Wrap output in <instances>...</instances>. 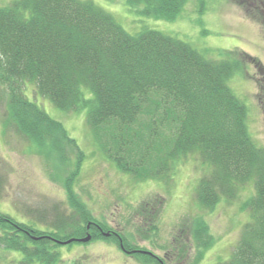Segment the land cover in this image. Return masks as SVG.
I'll return each instance as SVG.
<instances>
[{"label":"trees","instance_id":"trees-1","mask_svg":"<svg viewBox=\"0 0 264 264\" xmlns=\"http://www.w3.org/2000/svg\"><path fill=\"white\" fill-rule=\"evenodd\" d=\"M189 1L127 3L142 6L146 17L172 22ZM239 5L264 36V15L255 13L264 9V2L255 1L252 9ZM218 54L221 60L209 59L188 43L149 29L131 35L91 1L0 4V87L6 89L8 121L35 150L48 159L54 155L59 166L68 168L61 178L67 203L63 211L52 208L51 220L43 214L23 222L0 211V264H68L59 252L67 246L59 242L88 234L92 241H107L128 252L141 250L89 216L74 188L86 157L65 127L28 98L31 86L36 94L30 96L43 97L42 106L85 112L104 158L136 181L165 179L169 166L193 155L197 164L212 167L198 178L197 208L214 210L252 185L254 195L241 208L250 222L223 264H264V148L253 140L247 108L228 85L247 65L245 59L262 74L264 67L249 55ZM258 87L261 99L263 87ZM44 220L53 222L39 228L37 222ZM195 229L199 254L215 240L203 219ZM134 257L143 264L159 263L154 255Z\"/></svg>","mask_w":264,"mask_h":264},{"label":"rangeland","instance_id":"rangeland-1","mask_svg":"<svg viewBox=\"0 0 264 264\" xmlns=\"http://www.w3.org/2000/svg\"><path fill=\"white\" fill-rule=\"evenodd\" d=\"M13 1L0 0V4L8 5ZM86 1L112 15L131 35L149 29L182 40L209 59L221 60L219 51L238 54L243 59L245 54L258 59L264 67L262 30L244 15L239 5L251 8L259 0H238L239 4L237 0H190L172 22L146 17L141 13L142 6L130 7L127 0ZM255 13L264 15V9ZM245 61L249 63L248 59ZM248 63L232 76L228 85L247 108L253 140L264 148V74L260 67ZM31 89L27 92L28 98L65 127L86 157L74 188L86 204L89 216L123 234L133 246L155 254L164 264H223L229 260L244 226L250 221L249 213L241 208L253 194L252 185L234 199L222 200L214 210L197 208L193 201L197 202L194 196L198 178L211 172L209 164H197V156L190 155L179 160L176 166H169L164 181L160 177L136 181L104 158L85 112L68 114L50 102L51 106H42L43 97L39 94L31 97L32 92L36 94L33 86ZM4 92L6 89L0 87V211L23 222L31 221L30 216L39 219L43 214L46 220H51L52 208L63 211L67 203L65 182L61 178L68 168L59 166L54 155L48 159L35 150L9 123ZM191 189L193 197L189 194ZM199 218L208 223L215 244L198 254L193 237ZM52 222L37 223L39 228H45ZM59 252L68 264L75 261L143 264L126 255L116 244L101 240L61 247Z\"/></svg>","mask_w":264,"mask_h":264},{"label":"water","instance_id":"water-1","mask_svg":"<svg viewBox=\"0 0 264 264\" xmlns=\"http://www.w3.org/2000/svg\"><path fill=\"white\" fill-rule=\"evenodd\" d=\"M91 240V236H88L86 239H84V240H80V242H83V243H86V242H89ZM72 241H69V242H67L66 244H69V243H71Z\"/></svg>","mask_w":264,"mask_h":264},{"label":"bare ground","instance_id":"bare-ground-1","mask_svg":"<svg viewBox=\"0 0 264 264\" xmlns=\"http://www.w3.org/2000/svg\"><path fill=\"white\" fill-rule=\"evenodd\" d=\"M263 35V34H262ZM247 190V187H245V188H243L242 190H241V193H243V192H245ZM254 195V191H253V194H252V196ZM251 198V197H250ZM249 198V199H250ZM250 222V221H249ZM245 227V226H244ZM243 230H244V228H243Z\"/></svg>","mask_w":264,"mask_h":264}]
</instances>
